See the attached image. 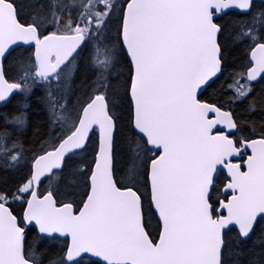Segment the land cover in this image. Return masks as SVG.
Segmentation results:
<instances>
[{
  "label": "snow or ice",
  "instance_id": "obj_1",
  "mask_svg": "<svg viewBox=\"0 0 264 264\" xmlns=\"http://www.w3.org/2000/svg\"><path fill=\"white\" fill-rule=\"evenodd\" d=\"M0 264H264V0H0Z\"/></svg>",
  "mask_w": 264,
  "mask_h": 264
},
{
  "label": "trees",
  "instance_id": "obj_2",
  "mask_svg": "<svg viewBox=\"0 0 264 264\" xmlns=\"http://www.w3.org/2000/svg\"><path fill=\"white\" fill-rule=\"evenodd\" d=\"M77 83H79V82H77Z\"/></svg>",
  "mask_w": 264,
  "mask_h": 264
},
{
  "label": "flooded vegetation",
  "instance_id": "obj_3",
  "mask_svg": "<svg viewBox=\"0 0 264 264\" xmlns=\"http://www.w3.org/2000/svg\"><path fill=\"white\" fill-rule=\"evenodd\" d=\"M210 91V90H209Z\"/></svg>",
  "mask_w": 264,
  "mask_h": 264
}]
</instances>
